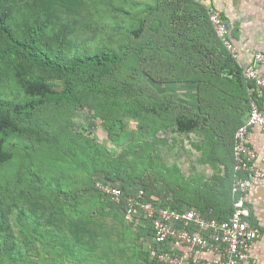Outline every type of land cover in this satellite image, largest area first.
Instances as JSON below:
<instances>
[{"label":"rangeland","instance_id":"obj_1","mask_svg":"<svg viewBox=\"0 0 264 264\" xmlns=\"http://www.w3.org/2000/svg\"><path fill=\"white\" fill-rule=\"evenodd\" d=\"M27 1L17 0L20 24L22 18L25 22L37 19L39 10L44 19L41 1L37 0L39 7ZM177 4L178 0H75L70 6L58 5L47 30L51 42L54 44L56 37L63 35L65 53L70 55L114 49L123 57L121 65L93 71L102 83L118 88L119 96L109 97L107 103L106 96L92 95L96 94L94 87H98L94 77L87 85L91 94L80 87L67 98L48 99L33 118L25 121L13 116L15 125L7 124L0 149V213L4 215L3 225L0 222V264H137L133 253L144 261L151 223L144 219L131 221L122 205H112L94 189L102 171H109L110 178L120 171L121 179L128 185L141 184L149 194L169 201L188 199V192L199 195L209 185L201 178L202 169L191 170L177 163L190 153L206 155L203 145L192 140L194 135L202 140L204 130L213 139L219 129L229 131L236 125L200 117L198 129L178 132L175 115L168 103L164 106L162 97H175L172 88L186 84L174 83L179 62L172 52H166L168 57L164 58L145 51L148 38L156 41L158 49H170L166 30L169 20L175 25ZM143 18L149 26L139 39L132 32ZM161 23L166 30L158 31ZM142 44L140 49L138 45ZM28 78L44 98L46 87L57 92L65 89L64 79L47 72L32 71ZM197 90L198 100V86ZM143 92L148 96L156 93L163 99L157 115L161 117V110L166 109L163 121L135 116L137 97ZM0 95L10 100H30L20 85L5 77L0 78ZM108 105L125 125L124 131L114 138L116 142L110 136L112 118L109 130L105 121ZM219 123L223 124L219 129L210 128ZM171 132L186 136L187 146L169 136ZM59 187L82 196L77 203L80 215L71 212L73 199L67 202ZM73 217L76 226L80 223L86 228H75ZM35 218H40L38 226L33 222ZM127 251L130 257L126 256Z\"/></svg>","mask_w":264,"mask_h":264},{"label":"trees","instance_id":"obj_2","mask_svg":"<svg viewBox=\"0 0 264 264\" xmlns=\"http://www.w3.org/2000/svg\"><path fill=\"white\" fill-rule=\"evenodd\" d=\"M40 1V6H44L45 8V18H42V13L39 10L36 13L37 19L35 17L32 22H25L24 18H22V23L20 24L19 15L16 14L18 9L17 0H0V78L5 77L13 83L20 85L24 89L25 95L30 98L29 101H24L23 99L10 100L0 95V149L3 146V135L8 131L7 128L9 125L7 124H10L12 127L15 125L12 118L13 116H20L27 121L35 116L36 111H38L37 109L44 106V104L49 101L48 99L67 98L74 95L80 87H83V90L85 89L86 94H91V90L87 85L94 77L97 79L98 87H94V92L96 94L92 95L100 97L102 95L106 96L105 101L107 103H109V97H113L114 95L119 96L120 90L118 88L115 89L111 84L102 83L99 79L100 77L95 76L93 70L121 65L123 57L114 49L110 48H105L100 52L92 54L70 55L69 53H65L64 36H57L53 44L47 30L51 27L50 24H52L53 21L52 17L55 16L54 14H57L56 10L58 5L70 6V4L75 3V0ZM26 3H29L31 6L39 7L37 0H29V2L27 1ZM177 6L174 11L176 15L175 25L173 26L169 20L170 27L168 30L164 29V23L160 24V29L158 28V31L162 29L163 31H169V33H166V39L170 49H167L168 51L160 50L158 49L159 46L156 44V41L148 38L147 42L145 41V51H148V54L158 55L164 58L168 57L166 52H172L179 62L175 69L177 73L175 76L177 79L174 83L197 84L199 89L198 100L200 102V108L198 111L193 112L192 108L188 107L184 102L174 96H163L162 98L165 100L162 102L163 99L158 98L156 93L154 96H148L146 92H143L141 96L137 97L138 110L135 116L142 115L147 118L154 117L156 122L159 119L163 121L166 115L164 112L167 111L163 108L166 103H168L170 112L175 115L174 124L176 125V130L180 133L193 132L200 126L199 118L202 114L207 117L205 120L209 119L210 121L211 119H217L218 111H221L225 106V99H219L220 93L224 95V92L228 91L226 89L228 86L225 85L226 82L236 81L246 87L247 114H249L253 83L246 79L244 68L239 65L238 61L232 56L217 35L210 21L208 6L197 0H178ZM148 26L147 19L143 18L132 33L140 39ZM138 47L142 49L143 44L138 45ZM108 70L109 69H107V71ZM32 71L47 72L50 76L64 79L65 89L62 92H57L50 87H46V97H42L28 78V74ZM178 72L181 74L178 75ZM207 93L210 96H207ZM60 101L61 100H58L57 102L59 103ZM161 102L164 106H162L163 110H161L162 116L158 117L157 115L160 113ZM218 102L224 106L215 105ZM208 108H211L210 112L214 113L213 116L206 110ZM106 114L105 121L107 122L108 130L109 121L112 118L110 136L112 141L116 142L114 138L124 131L125 125L122 122V117L118 115L116 111L109 108V105ZM144 123L146 124V120ZM210 128H213L212 130L215 128L219 129V127L214 124H211ZM156 131L155 129L154 136L157 135ZM220 131L221 129L218 130V133ZM149 133L147 129V134ZM102 172L103 175L98 178L96 184H118L127 193H130L133 187L139 185L138 183L136 185L134 183L128 185L125 180L121 179L120 171H117L112 178L108 177L109 171L107 174L105 171ZM94 189L104 196L112 205H122L123 209L126 210L127 203L125 200L121 202L111 201L102 193L98 186H94ZM144 189L147 193V199H150L151 195L147 192L148 189L146 187H144ZM59 190L64 194L65 200H68L67 202L73 199V210L70 209L71 212L74 215H80V211L77 210V203L82 196L79 193L63 190L60 187ZM181 200L191 203L188 199L182 198L177 201H168L175 205ZM197 207L203 211L213 209L203 206ZM63 211L67 213L66 209ZM21 213L24 214L23 211ZM213 215L216 216L215 214ZM3 217L4 215L0 213V222L2 225ZM218 218L223 217L218 216ZM39 219L40 218L33 219V222L37 224V226L39 225ZM72 219L75 228H86L84 224L82 225L80 223L76 226V218L73 217ZM37 226V232L42 234L43 231ZM150 227L152 229V225H150ZM149 234V236H151V233ZM147 254L150 258L149 250ZM155 262L158 263L157 261Z\"/></svg>","mask_w":264,"mask_h":264},{"label":"built area","instance_id":"obj_3","mask_svg":"<svg viewBox=\"0 0 264 264\" xmlns=\"http://www.w3.org/2000/svg\"><path fill=\"white\" fill-rule=\"evenodd\" d=\"M208 10L217 35L238 61V49L230 38L227 19L214 5L208 6ZM244 74L253 87L248 117L234 136L231 189L234 204L227 218L214 216L213 209L203 211L181 201L174 205L163 198L147 199L140 184L130 193L118 184H97L111 201H126L128 219L150 221V259L160 264H241L250 257L249 249L259 236V228L252 222L248 197L254 179L264 177L257 164L264 157L250 144L253 127L260 128L264 134V110L259 104L264 96V50L255 51L254 61L244 68ZM195 251L212 255L197 258L193 255Z\"/></svg>","mask_w":264,"mask_h":264},{"label":"crops","instance_id":"obj_4","mask_svg":"<svg viewBox=\"0 0 264 264\" xmlns=\"http://www.w3.org/2000/svg\"><path fill=\"white\" fill-rule=\"evenodd\" d=\"M200 2L207 6L214 5L221 10L229 24L230 38L238 49L239 65L243 68L251 65L254 61L255 51L264 50V0H201ZM225 85L228 86L226 87L228 91H225L224 95L220 93L219 96V99H225V106L219 102L215 104L224 106L221 111H218L217 119H221L223 123L226 121L233 122L236 126L229 131L222 129L213 139H211L210 133L204 130L201 132L203 133L202 140L196 139L197 135H194L192 140L196 144L203 145L206 155L201 156L200 154L190 153L184 157L183 161L179 159V163H177L178 166L190 168L191 170L192 168L202 169V172H200L202 174L201 178L209 184L202 190L201 194L203 195L188 192L189 196L187 198L192 201L191 203H185L213 208V214L223 218L230 215L234 204L231 190L234 178V136L237 127L248 117L246 87L237 81L226 82ZM172 91L175 98L192 108L193 112L199 109L198 90L195 84L187 83L180 87L176 85L175 88H172ZM260 106L264 110V96L260 99ZM206 110L210 112L211 108ZM210 114L213 116L214 113L210 112ZM201 117H203L202 120L207 118L203 114ZM221 126L223 124L219 123L218 127ZM204 127L208 128L207 124ZM251 133V146L264 157V134L258 127H253ZM168 135L180 139L181 145L187 146V142H189L184 135L172 132ZM211 150H213L211 154L214 153L212 154L213 157L210 155ZM257 164L264 171V161L258 160ZM149 195L152 198H162L158 194ZM248 201L251 208V219L259 228V236L249 249V259L241 264H264V177L254 179ZM181 202L184 201L181 200ZM149 235L147 233V244L145 243L147 247L150 241ZM126 248H128V243ZM146 249L148 252V248ZM125 254L130 257L129 251ZM193 255L197 258H208L212 254L205 251H195ZM132 258L133 262L137 264H160L151 260L148 254L144 261H141V258L136 259L134 253Z\"/></svg>","mask_w":264,"mask_h":264}]
</instances>
